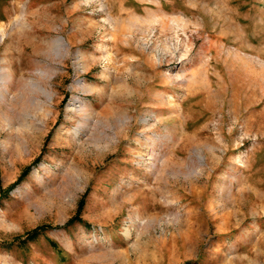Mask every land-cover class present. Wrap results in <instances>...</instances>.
Segmentation results:
<instances>
[{
  "label": "rangeland",
  "instance_id": "374dc122",
  "mask_svg": "<svg viewBox=\"0 0 264 264\" xmlns=\"http://www.w3.org/2000/svg\"><path fill=\"white\" fill-rule=\"evenodd\" d=\"M1 33L0 264H264V0H0Z\"/></svg>",
  "mask_w": 264,
  "mask_h": 264
},
{
  "label": "bare ground",
  "instance_id": "6f19581e",
  "mask_svg": "<svg viewBox=\"0 0 264 264\" xmlns=\"http://www.w3.org/2000/svg\"><path fill=\"white\" fill-rule=\"evenodd\" d=\"M24 15V14H23ZM31 23V22H30ZM17 24L19 25V26H25V27H27V26H29L28 25V22H27V18L25 17V16H21L20 17V19L17 21ZM30 27V26H29ZM28 27V28H29ZM32 27V26H31ZM23 29V28H22ZM36 32H38L37 30H34V32L33 33H36ZM36 34H38V33H36ZM34 35V34H33ZM3 36H4V33H1V35H0V39H2L3 38ZM49 48L51 49V51L53 52V54L54 55H56V56H59L60 58H61V56L63 57V55H64V53L66 52V49H65V45H64V42H63V37H56V38H52L51 39V42H50V44H49ZM66 55V54H65ZM3 60V62H5L4 61V58H2ZM82 59H81V56L78 58V64L79 63H81L80 61H81ZM2 61H0V97L2 98V99H5L6 98V95H7V93L9 92V90H10V83L12 82V80H13V78H14V76H13V74H12V72H11V70L9 69V68H6L5 66H2L1 65V62ZM5 65V64H4ZM8 66V65H7ZM24 67V66H23ZM21 68V67H20ZM22 69V68H21ZM19 71V70H18ZM24 71V70H23ZM41 71V70H40ZM39 71V73L40 74H43V72L41 71L40 72ZM20 72H21V70H20ZM24 73V72H23ZM45 76V75H44ZM43 77V76H42ZM21 78H25L26 79V77L23 75V77H21ZM51 78V77H50ZM48 79V78H47ZM41 83V82H40ZM40 83H38V82H34L33 80H26V81H23L22 82V85H24L25 86V88H27V89H29V91L32 93V95L34 94V95H36V96H32V100H30V102H31V104H32V106L35 108V109H42V107H44V106H46V104H47V99H49V98H51V93H50V90H48L47 89V87H45V86H43L42 84H40ZM3 84V85H2ZM46 86H47V84H46ZM22 90V89H21ZM41 95H43L44 96V99H42L40 96ZM17 97V96H16ZM48 105V104H47ZM87 106H88V104H87ZM73 107H75V106H73ZM47 109V108H46ZM32 110V109H31ZM36 110V111H37ZM77 110L78 111H80V112H82V113H84V115H83V119H84V121H85V125L87 126V125H90L89 123L91 122V121H94V122H97V123H99L100 122V120L98 121V120H94L93 118H92V116L90 115V114H87L86 113V105H85V103H83V102H80L79 104H78V108H77ZM35 111V112H36ZM29 112V111H28ZM32 113V112H31ZM90 113V112H89ZM25 114V113H24ZM32 115V114H31ZM35 116H37V115H35ZM25 118V117H24ZM33 118V117H32ZM126 118H128L127 116H125V118L124 119H122L121 121H122V123L121 124H123V125H125L126 124ZM27 119V118H26ZM32 121V120H31ZM142 121L143 122H145L146 121V119H142ZM28 122V121H27ZM29 123H31V122H29ZM34 124H35V122H33ZM106 125V124H105ZM30 126H31V124H30ZM37 126V125H36ZM84 126V125H83ZM85 126V127H86ZM39 127V126H38ZM41 127V126H40ZM80 127H82V123H79V125H78V129L80 128ZM89 127V126H88ZM103 133V132H102Z\"/></svg>",
  "mask_w": 264,
  "mask_h": 264
},
{
  "label": "trees",
  "instance_id": "16d2710c",
  "mask_svg": "<svg viewBox=\"0 0 264 264\" xmlns=\"http://www.w3.org/2000/svg\"><path fill=\"white\" fill-rule=\"evenodd\" d=\"M81 206H82V202L79 204V206H78V210H80ZM70 221H71V220H70ZM70 221H68V222H70ZM41 229H43V228H42V227H36V228H34V229L29 233V235H30V236H34V235H36L38 232H40Z\"/></svg>",
  "mask_w": 264,
  "mask_h": 264
}]
</instances>
